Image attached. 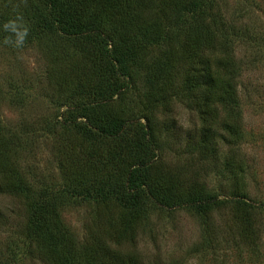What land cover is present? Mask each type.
I'll return each instance as SVG.
<instances>
[{"label": "trees", "instance_id": "16d2710c", "mask_svg": "<svg viewBox=\"0 0 264 264\" xmlns=\"http://www.w3.org/2000/svg\"><path fill=\"white\" fill-rule=\"evenodd\" d=\"M5 1L16 16L0 10V44L79 45L84 61L72 80L54 78L61 64L58 56L52 61L51 76L69 112L67 145L58 152L60 189L34 190L0 135L3 182L30 213L27 239L48 264H142L117 246L134 243L152 211L191 209L203 218L221 204L202 184L181 181L164 161L178 131L173 119H164L174 100L188 98L203 124L176 145L183 153L217 158L222 144L239 142L236 84L219 12L212 0ZM71 200L115 204L118 216L106 220L105 239L91 230L77 243L61 214Z\"/></svg>", "mask_w": 264, "mask_h": 264}, {"label": "rangeland", "instance_id": "374dc122", "mask_svg": "<svg viewBox=\"0 0 264 264\" xmlns=\"http://www.w3.org/2000/svg\"><path fill=\"white\" fill-rule=\"evenodd\" d=\"M5 2L0 0V10L12 19L14 9ZM211 5L219 12L217 25L231 58L237 92L233 118L240 121L241 136L236 146L222 144L218 159L183 153L176 145L182 146L187 134L198 135L203 124L188 98L173 101L164 119H173L178 131L169 138L164 161L181 181L202 184L221 204L205 218L191 209L152 211L135 242L117 246L142 264H264V0H212ZM78 47L50 40L0 44V135L13 146L9 159L34 190L62 187L58 152L67 145L63 123L69 112L52 76L72 80L83 71ZM57 56L61 65L52 75ZM3 180L0 170V264H48L38 260L27 239L26 202ZM61 214L81 243L91 230L105 239V222L116 219L118 209L71 200Z\"/></svg>", "mask_w": 264, "mask_h": 264}]
</instances>
